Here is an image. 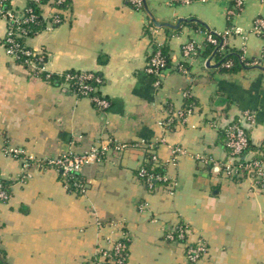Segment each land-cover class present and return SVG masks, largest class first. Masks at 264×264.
<instances>
[{"label": "crops", "instance_id": "0c3cea01", "mask_svg": "<svg viewBox=\"0 0 264 264\" xmlns=\"http://www.w3.org/2000/svg\"><path fill=\"white\" fill-rule=\"evenodd\" d=\"M27 2L12 0L18 9ZM240 2L241 10L230 16ZM144 4L139 10L128 0H69L61 24L26 40L47 57L45 70L52 75L100 73L107 110L61 81L35 76L11 56L3 43L9 22L0 15V148L17 147L41 158L83 153L108 138L133 145L86 166L82 194L69 191L55 168L36 163L25 168L20 158L2 156L10 198L0 200V264H85L123 232L129 237L125 264H264V188L248 177H226L221 166L228 155L226 127L245 111L255 115L247 129L250 151L264 153V38L251 30L257 17L264 18V0ZM42 7L51 16L53 10ZM153 18L174 26L197 19L207 27L182 22L177 33L158 29L171 59L159 85L147 71ZM232 26L243 32L231 36L228 46L242 51L249 64L225 72L205 42L209 32ZM191 40L199 52L185 63L184 73L178 68L182 48ZM187 92L195 104L182 121L175 112ZM149 144L175 181L173 190L159 185L149 191L138 176ZM176 147L185 150L177 158ZM179 225L191 230L187 240L168 237ZM198 238L209 252L192 263L187 244Z\"/></svg>", "mask_w": 264, "mask_h": 264}, {"label": "built area", "instance_id": "2783aa9c", "mask_svg": "<svg viewBox=\"0 0 264 264\" xmlns=\"http://www.w3.org/2000/svg\"><path fill=\"white\" fill-rule=\"evenodd\" d=\"M129 3L135 7V9L143 10L144 0H128ZM175 3L180 4H191L198 0H172ZM205 1V0H200ZM66 0H48L45 5L53 10V13L49 17L44 18L47 23V27L54 26L55 24H61L63 21V11L65 9L60 8ZM54 4V5H52ZM242 3L238 4L239 11L241 10ZM234 10H229V15L234 14ZM0 15L5 17L8 22L19 21L14 15L10 12H5L1 6L0 1ZM33 17L29 18L32 19ZM153 33V41L158 43H163L159 40V30L151 26ZM252 32L262 36L264 38V18L257 17L252 25ZM243 30L240 27H229L222 33H217L222 37V41H218L210 32L208 33L207 40L211 43L218 45L223 50L228 45L229 38L235 34H241ZM13 29L9 26L6 36L4 37V45L8 53L14 58L18 59L20 53L28 57L25 62L33 70L41 73L45 72V62L43 60L36 61L33 56H35L37 51L32 47L28 46L27 43L24 44V47H20L19 44L15 43L13 40ZM29 37H26V40ZM20 47V48H19ZM151 51V54L148 58L147 71L148 73L156 79V83L159 85L161 83L164 72L168 69L167 63L164 57L160 54L159 51L154 53V47ZM184 60L179 65V69L187 73L188 69L186 68L185 63H187L192 56L197 55L199 52V45L191 40L183 45L182 48ZM262 60H264V51L262 55ZM230 66V64H226ZM62 77V84L67 88L71 93H74L80 97H87L91 99L96 108L100 110H107L110 106V101L105 97L102 92V86L104 84V79L102 75L98 72L93 71H66L59 74ZM187 93H184V97ZM176 117L180 120H184L183 113L181 110L175 112ZM255 121V115L252 111L243 112L238 118L234 119L226 127V132L228 136L227 145L231 148L230 154L227 155V158L224 159L221 163L223 172L226 177L232 179L233 176L240 174V169H244L247 172L246 177L254 181L255 186L264 188V158L257 159L253 156V152L247 150L251 144L250 136L248 134V125L253 124ZM130 143L120 142L116 139L108 138L102 140L98 143H95L90 147L89 150L83 153H73L65 152L56 156H46L37 158L31 154H25L23 149L17 147H1L0 148V158L2 156L20 158L24 162V167H28L30 163H36L40 167L55 168L61 175V179L65 186L71 192H76L78 194L85 193L86 182L83 180V170L86 166L98 163L102 161L109 153L111 152H123L126 149L132 147ZM150 149L153 155L155 162H158V156L154 151V146L149 144ZM185 150L182 147H176L173 150L175 153V158L180 153H184ZM263 155V153L261 154ZM241 159H244L245 164L241 163ZM239 162V163H238ZM139 177H147V181L150 183V180L153 178L152 175H149L144 168H141L138 174ZM27 176L25 175V178ZM24 178V177H23ZM24 178V179H25ZM158 178H161L158 176ZM22 179V181H25ZM166 186L171 190L174 189L176 183L175 181L170 180L166 174L162 176ZM6 179L0 171V200L6 201L10 198L9 187L5 183ZM145 206L141 205V209ZM191 230L185 225H179L176 229L168 234L170 239H176L177 237L187 240L189 232ZM125 239H129L128 235L123 232L121 237L114 240L111 247L103 248L99 247L97 249L96 255L90 259L87 264H108V262H113L114 257H120L115 259L114 262L118 264H125L123 262L124 258L122 255L123 251L127 249V244L124 242ZM209 252V248L203 238H198L187 244L186 255L190 262L197 263ZM114 256V257H113Z\"/></svg>", "mask_w": 264, "mask_h": 264}, {"label": "trees", "instance_id": "16d2710c", "mask_svg": "<svg viewBox=\"0 0 264 264\" xmlns=\"http://www.w3.org/2000/svg\"><path fill=\"white\" fill-rule=\"evenodd\" d=\"M0 1H1V6L5 12H10L14 15L16 19H19V21H16L15 19L14 21H10L9 26L13 29V32H14L12 36L14 42L19 44L20 47H24V44L26 43V37H33L47 27V23L44 18V9L42 5L46 3L48 0H28L26 7L23 9L15 8L13 6L12 0H0ZM68 2L69 0H66V2L59 7L66 9L68 7ZM236 11H239V9L237 8ZM31 17L33 18L29 19ZM184 24H188L189 26H193L195 28H201V30H206L207 28V27L205 28V26H202L203 24L201 25L198 22L197 23L196 22H186ZM57 25L59 24H55L54 26H57ZM151 26L157 29H161V28L156 27L153 21L150 22V27L147 29V32L150 33L151 35H152L150 31ZM162 28H164L165 31L167 32L173 30L174 33H177L181 29L180 27L176 28L175 26H168V25H165ZM210 33L215 38H217L218 41L220 42L222 41V37L220 35H218L215 32H210ZM150 37H153V35ZM205 46L207 48V52L215 51V56H217L219 60V66L222 71L236 72L242 68L247 67L249 64L248 59L244 57V54L242 51L234 50L230 48L228 45L225 47V50H223L218 45H215L207 40L205 42ZM153 47H154V53L159 51L167 63V68H169L171 64V59L168 53L169 51L168 46L165 44V42L158 43V42L153 41ZM27 58L28 57H26L24 54L20 53L17 61L29 67V65H27L25 62ZM33 58L36 61L43 60L44 62H46L47 60V57L44 54H36L35 56H33ZM226 64H230V66H227ZM185 65L187 66V64ZM186 68H188V66ZM32 72L35 76L39 75L43 79H47L51 81H62L63 79L62 77L57 76V75H52L48 73L47 71L39 73L35 70H32ZM194 104H195V99L192 97V95L189 92H187L186 96L184 97V105L181 108V112L183 113V118H185L189 113L193 111ZM173 112L174 111H172L170 115H171V118L173 119V124H174L176 123V119H174L172 116ZM224 137L226 138L224 141H225V147L227 149V153L230 154L231 148L227 145L228 136H227L226 131H225ZM149 148L147 147V150H146L147 156H146V160L142 168H144L149 175L153 176V178L150 180L151 185L147 181V177L144 176L140 178L145 182L146 187L149 191H154L157 186L166 185V182H164V180L162 179V176H164L166 169L164 165L154 161L153 159L154 154L150 151ZM250 149H253L251 144L249 148L245 150V152H247ZM261 154L262 153H260V155L256 154L255 158L257 159L264 158V153L263 155ZM240 162L245 164L244 159H241ZM139 171H138V174H139ZM239 172L240 174L233 176L232 179L241 180L242 178L246 177L247 172L244 169H240ZM158 176L161 178H158ZM5 183L7 184V187H9V183L7 181ZM124 242L127 244V249L123 251L121 256H123L124 258L123 262L126 263L128 260V254H129V239H125ZM118 258L120 257H114L113 262L111 263L108 262V264H118V262H114L115 259L118 260Z\"/></svg>", "mask_w": 264, "mask_h": 264}, {"label": "water", "instance_id": "95a60500", "mask_svg": "<svg viewBox=\"0 0 264 264\" xmlns=\"http://www.w3.org/2000/svg\"><path fill=\"white\" fill-rule=\"evenodd\" d=\"M144 2H145V0H144ZM187 21H191V22H199V20H197V19H190V20H186V19H180L179 21H178V24L175 26V27H178L182 22H187ZM153 23H154V25L155 26H157L158 28H162V27H164L165 25H168V26H174V25H172V24H170V23H165V24H163V23H160L159 21H157L155 18H153Z\"/></svg>", "mask_w": 264, "mask_h": 264}, {"label": "rangeland", "instance_id": "374dc122", "mask_svg": "<svg viewBox=\"0 0 264 264\" xmlns=\"http://www.w3.org/2000/svg\"><path fill=\"white\" fill-rule=\"evenodd\" d=\"M253 181V180H252ZM254 182V181H253Z\"/></svg>", "mask_w": 264, "mask_h": 264}]
</instances>
